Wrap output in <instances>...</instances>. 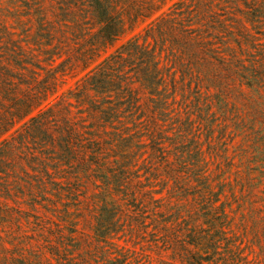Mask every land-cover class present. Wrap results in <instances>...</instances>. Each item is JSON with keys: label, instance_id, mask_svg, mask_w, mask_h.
<instances>
[{"label": "trees", "instance_id": "obj_1", "mask_svg": "<svg viewBox=\"0 0 264 264\" xmlns=\"http://www.w3.org/2000/svg\"><path fill=\"white\" fill-rule=\"evenodd\" d=\"M49 1L50 9L43 6V0H12L15 7H24L23 13L16 10L15 16L31 17L22 23V33L34 28L40 38L55 30L58 46H67L65 33L70 32V39L82 43L74 56L67 51V59L54 66L57 59H31L21 45L23 39H14V32L0 20V171L17 170V186L23 180L18 175L29 176L25 162L37 171L34 178L41 180L40 173L49 177L45 160L36 155L39 152L55 159V168L61 172L55 175L58 190L72 193L75 183L63 185V179H99L107 197L105 204L113 205L110 186L121 188L139 177L125 160L114 161V165L108 160L110 145L125 159L132 153L131 143L139 141L138 133L123 135L121 117L132 121L139 112L146 115L156 128L148 143L150 156L163 158L159 119L167 115L168 99L180 94L186 112L171 138L177 165L169 166L167 172L173 181L169 196L175 202L156 203L162 198L146 190L139 205L145 203L158 216L153 217L157 226L185 212L181 234L175 235L174 241L187 264H202L206 256L214 258V264L260 263L258 257L264 262V0H177L165 11L161 10L167 0ZM147 19L151 20L142 36L133 35L103 56L117 39ZM35 68L44 71L42 78ZM66 68L77 70L75 75L83 74L67 98L58 95L54 102L48 101L57 91L58 75L61 77ZM169 77L171 88L167 87ZM134 82L137 88L131 86ZM70 98L86 118L73 114ZM107 126L114 130L107 134ZM200 130L215 134L214 158L221 159L225 167L240 168L234 181L247 208L244 226L258 247L256 260L240 255L238 247H229L233 243L224 225L226 208L231 205L217 203L220 191L201 200L193 196V203L181 201L194 189L190 179L179 172L190 173L200 183L205 181L196 139ZM234 140L237 145H231L229 155ZM134 145L141 148L139 142ZM225 184L221 183V190ZM231 185L229 190L234 189ZM2 186L8 192L7 185ZM160 206L164 211H158ZM108 227L109 222L97 232L107 234ZM220 247L229 255L222 254ZM64 258L58 253L57 262L62 264ZM100 264L115 263L109 258Z\"/></svg>", "mask_w": 264, "mask_h": 264}, {"label": "rangeland", "instance_id": "obj_2", "mask_svg": "<svg viewBox=\"0 0 264 264\" xmlns=\"http://www.w3.org/2000/svg\"><path fill=\"white\" fill-rule=\"evenodd\" d=\"M174 1L177 0H167L161 11L167 10ZM49 2V0H43V6L50 9ZM22 8L24 7H15L12 0H0V20L4 21L8 30L14 32V39H23L21 45L31 59H57V63L54 64L56 66L62 59H67L68 55L72 57L77 53L82 41L70 39L72 38L70 32L65 33L64 40L67 46L63 44L58 46V35L55 34V30L42 34L40 38L36 36L34 28L28 34H23L22 23L31 20V17L15 16L16 10L19 14L23 13ZM49 14L48 12L47 17L51 18ZM150 20L147 19L132 32L117 39L107 48L103 56L114 52L133 35L142 36L143 28ZM67 51H69L68 55ZM58 52L60 57L57 55ZM42 65L46 66L45 63ZM35 70L40 73L39 78L44 76L43 70L37 68ZM76 73L77 70L66 68L61 77L59 74L57 91L49 97L48 101L54 102L58 95L67 98L69 90L75 89L77 81L83 74L75 75ZM167 81V87L171 88V78L169 77ZM131 86L137 88L138 84L134 82ZM70 101L73 103L70 107L73 114L79 118H86L85 112H78L75 100L70 98ZM143 102L144 96H141L140 103L143 104ZM168 103L167 115L159 119L163 131L161 141L163 158L156 159L150 156L148 143L150 134L156 128L151 125L146 115H141L139 112V116L132 121L121 117L123 135L138 133L141 148L134 145L138 143L135 139L131 143L132 153L129 157L127 156L128 158L123 159L117 148L110 145L107 148L108 160L111 164L117 160L121 162L125 160L130 171L137 173L139 177L132 179L130 184H124L121 188L110 186L112 197L115 198L113 205L105 204L107 197L104 195V187L99 179L87 180L85 177H80L78 180L63 179V185L66 181L75 183L71 187L72 193L58 190L55 186V175L61 172L55 168V159L45 154L41 155L39 152H36V155L45 160L49 177L40 173L41 180L34 178L32 175L37 171L34 172L30 168L32 164L25 162L29 176L18 175L23 180L17 186L15 183L17 170L6 168L0 171V264H59L58 253H62L65 257V260L60 259L62 264H100L109 258L114 260L115 264H187L183 251L176 249L178 244L174 241L175 235L181 234L184 225L182 221L187 218L185 212H181L180 217L157 226L153 222V217L158 218V216L153 215L145 203L139 205V199L146 190L153 191L156 198H162L156 203L165 205L168 202L171 204L175 202L174 198L169 196L173 181L169 179L167 172L170 167L177 165L174 155L176 145L172 143L171 138L174 137L175 131L185 118L186 108L180 94L171 96ZM106 129L107 134L114 130L110 126ZM214 137L215 134L208 135L201 130L197 133L196 139L202 151V164L205 167V181L200 183L195 181L190 173L179 172V176L190 179V187L194 189L193 194L181 201L183 204L193 203V196L201 200L206 194L220 191V200L217 203L226 202L231 205V209L226 208L228 216L224 225L226 236L233 243L229 244V247L234 250L238 247L241 251L240 255L256 260L258 247L252 244L247 232L248 228L244 226L245 217L248 219L247 208L245 203L243 204L240 186H235L234 181L240 168L225 167L221 159L213 157ZM231 145L236 146V140L229 144V155L232 152ZM124 151L127 153V150ZM234 161L237 162L236 159ZM57 180L60 179L57 178ZM222 182L226 183L222 187L223 190L220 189ZM230 184L234 189L229 190ZM2 185H7L8 192L4 191ZM133 191H136L135 199L131 196ZM163 207H158V211H164ZM107 222H109L107 234L97 232V229L106 225ZM203 227L206 228L207 224ZM222 246L225 249L224 244ZM223 247H220L219 251L226 254L227 251H224ZM200 253L211 255L210 252L200 251ZM213 259L206 256L202 264H214ZM258 260L260 263L254 264H264L260 257ZM244 263V260L239 262V264Z\"/></svg>", "mask_w": 264, "mask_h": 264}]
</instances>
